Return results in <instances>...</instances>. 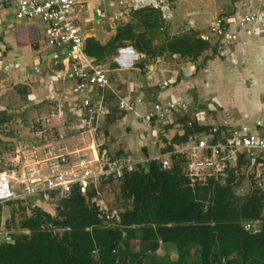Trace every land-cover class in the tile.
I'll return each mask as SVG.
<instances>
[{"label":"built area","instance_id":"2783aa9c","mask_svg":"<svg viewBox=\"0 0 264 264\" xmlns=\"http://www.w3.org/2000/svg\"><path fill=\"white\" fill-rule=\"evenodd\" d=\"M83 1L0 0V8L12 5L17 19L39 18L46 25L49 44L70 48L77 54L84 42V32L76 21V11ZM129 5L132 8L152 6L160 11L167 8L162 0H132ZM263 24L264 11L256 9L229 18L220 13L209 30L221 48L231 51L247 44L249 37L262 31ZM61 76L72 82L63 91L62 99L79 117V122L68 127L69 136L59 132L43 146L21 150L9 161V167L0 169V204L27 194L60 200L73 191L87 195L93 189L91 201L98 207L99 216L106 225H113L119 221L120 211L106 206L101 198L102 185L111 180L120 181L126 171L145 166L151 158L138 161L130 155L118 157L105 147L98 128L100 119L109 112L105 91L111 86L96 59L68 61ZM173 82L165 78L161 85L170 86ZM188 102L187 98L174 95L148 102L144 96L136 95L120 97L117 108L136 112L145 107L138 116L154 138L170 139V128L180 130L182 140L154 158L163 171H171L178 165L191 187L206 185L211 180L224 183L233 174L235 181L239 178L247 182L249 192L256 190L264 196V116L251 122L241 121L217 110L220 121L208 123L200 111L186 115ZM202 124L205 128L194 129L195 125ZM86 132L99 136L86 141L83 138ZM15 184H21L23 190L17 191ZM235 189L239 194L240 184ZM263 225L264 207L258 216L241 221L243 230L251 234L261 231ZM117 250L113 248L112 253ZM99 252L96 245L90 250V256L97 263H101ZM116 264L122 263L117 260Z\"/></svg>","mask_w":264,"mask_h":264},{"label":"trees","instance_id":"16d2710c","mask_svg":"<svg viewBox=\"0 0 264 264\" xmlns=\"http://www.w3.org/2000/svg\"><path fill=\"white\" fill-rule=\"evenodd\" d=\"M130 15L108 42L87 38L86 53L102 61L128 44L146 57L169 53L196 59L214 50L208 39L190 29L154 43L153 35L163 24L160 11L146 7ZM234 179L231 174L224 183L211 180L191 187L178 165L163 171L151 159L120 179L121 197L129 205L120 211L118 222L105 224L91 201L93 189L87 195L73 191L58 200L55 215L36 208L25 218L21 226L30 230L28 235L1 241L0 264H144L146 252L150 260L145 264H264V225L255 234L241 226L243 219L260 214L264 196L253 190L240 200L235 187L241 181ZM54 227L62 229L60 235ZM130 238L140 240L135 252L129 250ZM159 241L173 245L177 259H157L152 252ZM95 245L101 263L90 256Z\"/></svg>","mask_w":264,"mask_h":264},{"label":"crops","instance_id":"0c3cea01","mask_svg":"<svg viewBox=\"0 0 264 264\" xmlns=\"http://www.w3.org/2000/svg\"><path fill=\"white\" fill-rule=\"evenodd\" d=\"M131 1L132 0H85L78 4L76 21L84 32V42L80 47V52L77 51V54L70 48L63 46L57 47L49 44L46 25L39 18L17 19L12 5L0 8V98H2L0 100V110L9 112L13 109V105H8L5 101L7 96L3 95L4 92H8L9 94L10 91L16 90V87L19 85H26V89L34 93L27 94V98H29V100L31 98L32 101L30 100L27 102L25 100L26 104L24 103L21 106V110H26L28 114L34 115L35 121L39 126L46 127L47 125L50 126V124H56L53 126L66 125L63 124L65 121L60 119V115L65 107L75 116V120L70 122L68 127L72 124L77 125L79 117L69 109L67 102L62 99L63 91L72 82L61 78V75L67 67L68 61L74 62L78 60L87 62L91 58L96 59L94 56H89L86 53V39L94 37L102 44L108 42L115 35L117 26L130 21L131 12L140 9L132 8L131 5H129ZM162 1L166 3L167 8L164 11H160L158 8L155 9H158L161 13V18L166 28V34L168 35L167 37L189 29L195 30L201 37L209 40L213 49L217 43V39L216 36L210 32L209 26L218 14L221 13L229 18L256 9L264 11V0ZM146 7L152 6L141 8ZM129 15L130 19H128ZM94 23L99 24L100 27L96 28V26H93ZM106 23L109 27L108 32H106L104 28L106 27ZM160 28L162 29L163 25ZM261 28L262 31L248 38L247 44L234 47L232 50L239 52L247 51L251 39L254 36L264 41V24L261 25ZM116 53L108 55L102 60L104 61L106 59L105 62L109 63L107 67L105 66V62L96 59V63L105 71L111 86V89L108 88L109 90L107 89L105 91V99L107 100L109 112L100 119L98 133L103 134L105 147L108 148L114 156L130 155L138 161L144 158L154 159L159 154L168 152L172 148L173 143H178L182 140V137L179 136L180 130L175 127L170 128L168 131V135L171 137L170 139L163 136H159L158 138L152 137L150 131H148L149 127L143 123L138 116L139 112L145 109V107H142V109L136 112L122 110L125 111L124 114L120 118L111 120L109 129L108 127H104L103 124L107 116L111 114L113 106L117 108V101L120 97H133L139 95L144 96L148 102H151L157 99L165 100L169 95L180 96L182 98H187L189 101L188 107H190L186 115L189 116L194 112L200 111L204 115L206 122L218 123L220 121L218 115L213 118V114L206 113L195 105H189L191 99L189 94L185 93L189 85L187 84L188 80H185L187 78H184L185 76H190L194 70L193 65L188 66L189 62H184L186 65H183V63H177L176 60L174 66L167 67L164 57L159 59L157 55L155 56V66L147 62H143L142 66H139L138 64L136 65L134 57L137 56L139 60H144L147 57L144 53L138 52L132 46L120 47L119 50H116ZM114 55L116 56V60H114ZM261 57L263 59L262 69L253 70L248 74L250 86H241L239 91L241 95L235 97V105L231 107L232 112L235 114L232 115L230 112L223 109L226 113L223 111L222 113L228 115V117L251 122L264 116V53ZM113 63L116 65L114 66ZM108 71L114 75L116 85L123 84L121 90H116L112 85L110 80L111 76L107 74ZM59 72H61V74ZM124 75H127L128 78L131 76V78L123 79ZM56 76L59 77V79H56ZM115 76H119V78ZM165 78H170L174 80V82L170 86L163 87L161 83ZM117 91H123V93H121L122 95H118V99L113 105L109 95L117 93ZM44 100H46V102H43ZM43 109L50 111L49 114L45 115ZM219 109L221 110V108ZM57 118H59V121ZM52 120H56V122L50 123ZM178 120L180 119L178 118ZM14 125L15 123H13V126ZM196 126L204 128L203 124L195 125V127ZM32 134L38 136L39 131L33 132ZM115 135L120 137L123 136L128 142L131 140L136 142L138 147L129 144L127 147L123 148L122 152L120 149L115 151L112 142V136L114 138ZM83 136L87 141L89 137H98L99 134L94 136L91 132H86L83 133ZM132 146L134 147L132 148ZM141 149H144V153ZM131 154H135V157ZM13 162L14 161H12V163ZM237 180L241 181L239 184L243 182L242 179L238 178ZM115 182L118 186H113L114 189H110L115 194L112 197L114 206L107 205V203L103 201L107 207L116 208L121 211L124 205H129V201L121 197L120 181L117 180ZM105 185H108L109 188L111 186L110 184H103L101 187L102 191ZM14 188L17 191L23 190L21 184H15ZM8 208V213H5ZM36 208L48 212L51 215H55L56 213L54 201L44 199L37 194H27L25 197L1 203L0 242L13 241L15 237L28 235L30 230L27 227H22L21 222L25 218L33 215ZM139 246L140 240L138 238H130V251H137ZM152 254L159 260H162V258L175 260L178 257L176 248L171 244H160ZM149 258L150 252H146L144 264L150 260Z\"/></svg>","mask_w":264,"mask_h":264},{"label":"rangeland","instance_id":"374dc122","mask_svg":"<svg viewBox=\"0 0 264 264\" xmlns=\"http://www.w3.org/2000/svg\"><path fill=\"white\" fill-rule=\"evenodd\" d=\"M128 19H130V15L128 16ZM105 25L106 27L104 28L106 29V32H108L109 27L107 26V23ZM162 25L163 28H157L153 35L154 43L163 41L168 36L166 34L165 25ZM93 26H96V28L100 27L97 23H94ZM128 46L129 45L126 44L121 47L124 48ZM215 47L214 50H208L207 52H204L197 59L182 58L178 55L169 53L157 56L159 59H161V57H164L167 67L174 66L176 60L177 63H183L184 65V62H189L188 66H194L193 73L190 76L184 77L187 78L185 80H188L187 84L189 85L185 90V93L189 94V97L191 99L189 105H195L198 108H201L202 111L213 114V118L216 117L217 110L223 112H225L224 110H226L232 115L235 114L234 112H232L231 107L232 105H235V97L237 95H241V93L239 94L241 86H250V78H248V74L253 70L262 69L263 59L261 55L264 53V41L257 38V36H254L251 39L247 51L241 52L233 51L232 49L231 51L224 50L220 47V44L218 42L216 43ZM119 48L117 50H119ZM105 60L102 62H105ZM114 60H116L115 55ZM134 61H136V65L139 63L147 62L148 64L155 66L156 57L152 58L147 56V58H145L144 60H139V58L136 56L134 57ZM108 65L109 63L105 62V66L107 67ZM107 74L108 76H111L110 80L116 90H121L123 84L116 85L114 75L110 71H108ZM115 77L119 78V76ZM129 77L131 78V76ZM130 78H128L127 75L123 76V79ZM29 93L34 92L27 90L26 85H19L18 87H16V90L10 91L9 94L8 92L3 93L4 96H7L5 101L8 103V105H13V109L9 112L0 110V169L9 167V161L15 157L17 152H20L21 150L43 146L50 140L56 138V134L59 132L65 133V135L69 136L70 132L68 130V125L70 122L75 120V116L72 115L71 112H69L65 107L62 114L60 115V119L65 121V123L63 124L66 125L53 126L56 124H50V126L47 125L46 127L39 126L35 121L34 115L28 114L26 110H21V106L24 103L26 104L25 100L27 102L30 100L32 101L31 98L30 100L29 98H27V94ZM121 93H123V91H117V93L109 95L110 101L113 105L116 103L118 95H122ZM1 99L2 98H0V100ZM43 102H46V100H44ZM219 108H221V110ZM49 112L50 111H48L47 109H43V113L45 115H48ZM124 112L125 111L119 110L115 106H113L112 112L109 116H107L103 126L108 127L109 129L110 121L120 118L124 114ZM57 120L59 121V118H57ZM55 122L56 120L50 121V123ZM13 123H15L14 126ZM36 131H39L38 136H36V134H32ZM83 138L85 139L84 136ZM112 142L115 151L120 149L122 152L123 148L127 147L129 144L138 147L136 142L132 140L128 142L123 138V136L120 137L118 135H115L114 138L112 136ZM84 143H86V141H84ZM133 147L134 146H132V148ZM141 150L144 153V149ZM131 155L134 156L135 154ZM105 184H110L111 186L110 188L108 185H105L103 187V191H101V197L107 203V205L114 206L112 203V197L115 194L110 189H114L113 186H118V184L114 180L108 181V183ZM249 191L250 189L246 181L242 182L239 189V199L242 200L245 195L249 193ZM53 201L55 205L59 203L58 200L54 199ZM8 211L9 208L5 211V213H8ZM53 230L58 235H60L62 232V229L60 227H54Z\"/></svg>","mask_w":264,"mask_h":264},{"label":"water","instance_id":"95a60500","mask_svg":"<svg viewBox=\"0 0 264 264\" xmlns=\"http://www.w3.org/2000/svg\"><path fill=\"white\" fill-rule=\"evenodd\" d=\"M237 192H239V191H237Z\"/></svg>","mask_w":264,"mask_h":264}]
</instances>
